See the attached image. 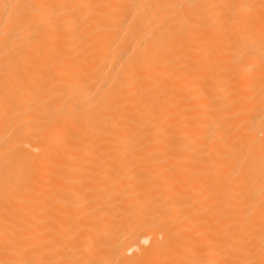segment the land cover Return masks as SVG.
Listing matches in <instances>:
<instances>
[{"label": "bare ground", "instance_id": "1", "mask_svg": "<svg viewBox=\"0 0 264 264\" xmlns=\"http://www.w3.org/2000/svg\"><path fill=\"white\" fill-rule=\"evenodd\" d=\"M0 264H264V0H0Z\"/></svg>", "mask_w": 264, "mask_h": 264}]
</instances>
